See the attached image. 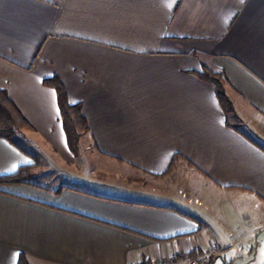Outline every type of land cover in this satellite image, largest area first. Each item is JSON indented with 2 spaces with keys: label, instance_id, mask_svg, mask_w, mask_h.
<instances>
[{
  "label": "crops",
  "instance_id": "crops-1",
  "mask_svg": "<svg viewBox=\"0 0 264 264\" xmlns=\"http://www.w3.org/2000/svg\"><path fill=\"white\" fill-rule=\"evenodd\" d=\"M202 66L224 73L232 115ZM54 76L88 123L76 157ZM0 89L31 154L0 138V176L41 168L0 185V264H147L212 243L206 264H264V0H0Z\"/></svg>",
  "mask_w": 264,
  "mask_h": 264
},
{
  "label": "trees",
  "instance_id": "trees-1",
  "mask_svg": "<svg viewBox=\"0 0 264 264\" xmlns=\"http://www.w3.org/2000/svg\"><path fill=\"white\" fill-rule=\"evenodd\" d=\"M195 75L212 86L223 112L228 116L232 115L234 108L225 93L224 85L226 78L224 73L202 66L200 71L195 72ZM42 83L48 87H52L56 92L60 120L65 133L67 146L73 155H77L80 131H88V123L82 114L81 104L69 103L66 90L58 77L54 76L44 79ZM27 126L26 119L10 99L7 92L4 89H0V138L7 140L24 153L31 155L25 146L16 140L17 131ZM33 166L35 165H24L12 174L0 176V185L16 183L36 185L33 182ZM40 187L49 189L48 186ZM60 189L58 188L56 192H59ZM18 264H28L23 255H20Z\"/></svg>",
  "mask_w": 264,
  "mask_h": 264
},
{
  "label": "built area",
  "instance_id": "built-area-1",
  "mask_svg": "<svg viewBox=\"0 0 264 264\" xmlns=\"http://www.w3.org/2000/svg\"><path fill=\"white\" fill-rule=\"evenodd\" d=\"M221 252V248L217 244L212 243L204 251L196 255L185 254L178 258H153L147 264H206L212 259L219 257Z\"/></svg>",
  "mask_w": 264,
  "mask_h": 264
},
{
  "label": "rangeland",
  "instance_id": "rangeland-1",
  "mask_svg": "<svg viewBox=\"0 0 264 264\" xmlns=\"http://www.w3.org/2000/svg\"><path fill=\"white\" fill-rule=\"evenodd\" d=\"M22 129H24V128H20L18 131H17V133H16V135H18V133H20L21 131H22ZM83 133H85L84 131H80V136H79V148H78V154L77 155H73V156H78L79 155V152L80 151H82L81 149H82V147H81V144H82V142L80 141V139H81V136L83 135ZM16 140L18 141V138L16 137ZM40 167L39 166H33V168H32V173H33V175H36V173L37 172H39L40 171ZM183 196H185V193H183L182 194ZM215 199H213V197L212 198H210V201H212V202H215L214 201ZM195 202L196 203H198V204H200V202L197 200V199H195ZM220 205H221V212H219V213H221V215L223 216H229V214H230V211H231V209H230V206H228V205H225L223 202L222 203H219ZM232 212V211H231ZM262 224H261V222H258L257 224H256V228H259L260 226H261ZM231 232V230L229 231V232H227V234H229ZM258 234H261V235H263L264 236V226L260 229V230H258ZM213 264H222V262L219 260H217L216 262H214Z\"/></svg>",
  "mask_w": 264,
  "mask_h": 264
}]
</instances>
